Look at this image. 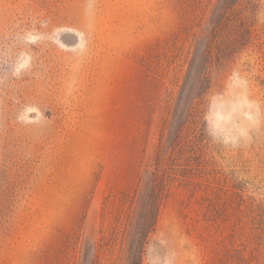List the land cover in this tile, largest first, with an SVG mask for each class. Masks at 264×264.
Here are the masks:
<instances>
[{"label": "rangeland", "instance_id": "obj_1", "mask_svg": "<svg viewBox=\"0 0 264 264\" xmlns=\"http://www.w3.org/2000/svg\"><path fill=\"white\" fill-rule=\"evenodd\" d=\"M253 2L239 51L210 68L202 145L178 162L212 160V188L169 189L142 264H264V0ZM185 8L0 0V264H47L54 244L108 233L113 204L152 163L169 111L160 41L190 26Z\"/></svg>", "mask_w": 264, "mask_h": 264}, {"label": "trees", "instance_id": "obj_2", "mask_svg": "<svg viewBox=\"0 0 264 264\" xmlns=\"http://www.w3.org/2000/svg\"><path fill=\"white\" fill-rule=\"evenodd\" d=\"M186 6L190 26L160 41L157 67L167 79L168 113L160 127L149 169L131 194L113 204V221L100 240H64L53 245L47 264H142L155 230L159 208L169 189L178 184L212 188V160L196 170L179 168L188 148L203 141L202 112L210 89V68L235 54L250 33L245 11L253 0H178ZM197 27L198 31H191ZM186 69V70H185ZM185 71V75L182 72ZM211 176H213L211 178ZM197 178V180H193ZM204 178V179H203Z\"/></svg>", "mask_w": 264, "mask_h": 264}]
</instances>
